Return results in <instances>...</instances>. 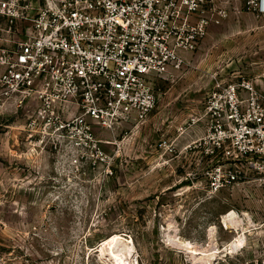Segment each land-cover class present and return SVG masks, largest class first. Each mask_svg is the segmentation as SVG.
Instances as JSON below:
<instances>
[{
  "label": "rangeland",
  "instance_id": "obj_1",
  "mask_svg": "<svg viewBox=\"0 0 264 264\" xmlns=\"http://www.w3.org/2000/svg\"><path fill=\"white\" fill-rule=\"evenodd\" d=\"M214 4L220 22L153 79L156 107L96 125L97 149L67 148L30 108L0 104V264H264V158L223 156L205 112L220 80L264 99V17L243 0ZM220 163L240 179L213 191Z\"/></svg>",
  "mask_w": 264,
  "mask_h": 264
},
{
  "label": "built area",
  "instance_id": "obj_2",
  "mask_svg": "<svg viewBox=\"0 0 264 264\" xmlns=\"http://www.w3.org/2000/svg\"><path fill=\"white\" fill-rule=\"evenodd\" d=\"M208 1L0 0V104L30 108L31 123L59 132L67 148L97 149L96 125L145 119L158 102L155 76L181 69L220 22L223 11ZM243 1L264 17V0ZM206 97L223 156L263 159L264 99L252 83L220 80ZM239 174L220 163L209 188Z\"/></svg>",
  "mask_w": 264,
  "mask_h": 264
},
{
  "label": "bare ground",
  "instance_id": "obj_3",
  "mask_svg": "<svg viewBox=\"0 0 264 264\" xmlns=\"http://www.w3.org/2000/svg\"><path fill=\"white\" fill-rule=\"evenodd\" d=\"M230 213L233 214L232 212H230ZM231 214H226V216L224 215L223 220H224L225 223H227V220H228V219H227V215H230L229 217H231ZM229 217H228V218H229ZM228 222H229V221H228ZM108 243H109V242H108ZM129 251H131V250H130V248L128 247L127 252L129 253ZM127 252H126V253H127ZM128 253H127V254H128Z\"/></svg>",
  "mask_w": 264,
  "mask_h": 264
}]
</instances>
